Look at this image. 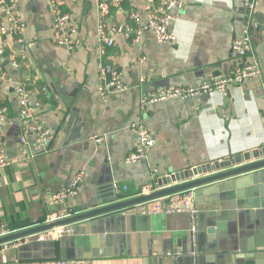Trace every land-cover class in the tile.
Instances as JSON below:
<instances>
[{
  "label": "crops",
  "instance_id": "crops-1",
  "mask_svg": "<svg viewBox=\"0 0 264 264\" xmlns=\"http://www.w3.org/2000/svg\"><path fill=\"white\" fill-rule=\"evenodd\" d=\"M15 1L22 27L3 40L5 52H15L19 61L16 67L0 61V72L12 81L0 85L8 120L1 134L10 161L0 170V225L10 231L73 217L113 199H134L145 187L152 193L174 173L264 146V0H184L172 12V43L157 44L151 32L138 41L122 32L105 57L121 72L125 90L106 101L97 90V27L133 26L132 13L145 20L149 0H61L74 51L54 43L49 0ZM102 2L108 4L105 16L99 13ZM245 29L252 48L241 58L230 47ZM250 62L258 63L260 75L227 96L139 106L143 95L158 89L200 84ZM19 82L36 121L53 135L38 154L19 150L22 123L13 95ZM133 121L146 127L155 145L144 160L128 165ZM28 143L33 145V136ZM80 171L77 194L52 203V195L71 186ZM255 173L195 189V248L188 215L149 216L134 205L72 224L69 235L56 238L49 231L25 238L22 247L0 251V264H264V193ZM113 184L127 187L121 197L112 195Z\"/></svg>",
  "mask_w": 264,
  "mask_h": 264
},
{
  "label": "built area",
  "instance_id": "built-area-1",
  "mask_svg": "<svg viewBox=\"0 0 264 264\" xmlns=\"http://www.w3.org/2000/svg\"><path fill=\"white\" fill-rule=\"evenodd\" d=\"M121 0H111L113 4H118ZM15 0H0V61H9L10 65L16 67L18 65L17 55L14 53L7 54L6 43L3 37L11 31H19L22 27L20 19L15 14ZM52 7V28L55 32L54 43L59 47H64L69 51H74L77 47L76 39L72 37L68 30V15L61 10V0H49ZM184 0H149L145 7V20H142L137 13H132L130 19L133 26L123 28L121 26L113 27L105 30L103 25H98V93L103 101L113 93L123 92L125 87L122 82V74L106 61V49L115 44V37L122 32L126 36L134 35L135 41H138L144 32H151L157 44L172 43L175 37L169 31L170 24L174 20L172 12L182 8ZM100 16L108 14V4L100 3ZM2 19L8 21V25H4ZM231 51L237 57L244 58L252 48V40L247 29L244 30L242 37L236 38L231 43ZM23 59V57H22ZM264 63V56H263ZM260 75V66L257 62H250L238 67L230 75H213L206 81L196 85H187L180 87H172L166 89H158L151 94L143 95L139 101V106L142 109H148L157 103L169 100H186L198 97H213L215 95L227 96L230 88H239L245 81L250 80ZM5 82H12L9 77L0 72V85ZM13 84V83H12ZM14 100L21 117L22 129L21 135L18 138L19 150L21 153L29 152L38 154L46 151L48 142L53 135L50 130L44 128L36 121V116L29 104V93L24 83L14 84ZM5 109L0 107V170L9 166L10 161L7 158L5 143L1 134V126L8 123L4 116ZM130 131L133 135L134 146L133 150L125 158L124 162L128 165L137 164L144 160L149 150L155 145L154 139L150 136L146 127L140 121H133L130 124ZM34 137L32 146L28 143V137ZM94 142L100 144V138H92ZM83 171H80L75 177L71 186L52 195L51 202L58 204L77 194V187L82 179ZM127 187H119L117 184L112 185L113 195L117 198L121 197L122 191H126ZM151 191L145 187L142 189V195L149 194ZM195 190L190 189L177 194L158 198L153 201L144 202L138 205L141 214L156 215V214H186L190 217L189 234L191 235L192 247L196 246V222L195 216L197 209L194 205ZM49 223L54 222L52 219ZM49 232V231H48ZM73 232L71 225L54 228L50 231L52 236L59 238L69 235ZM5 225H0V237L11 234ZM47 233V232H45ZM25 244L24 239L13 241L7 244L0 245V251L8 248L18 249ZM171 253H168L170 255ZM181 253H174L175 256ZM194 254L193 252L191 253ZM63 262H58L62 264Z\"/></svg>",
  "mask_w": 264,
  "mask_h": 264
},
{
  "label": "water",
  "instance_id": "water-1",
  "mask_svg": "<svg viewBox=\"0 0 264 264\" xmlns=\"http://www.w3.org/2000/svg\"><path fill=\"white\" fill-rule=\"evenodd\" d=\"M249 172H256L254 176H256L264 193V146L259 149H253L251 151L241 153L240 155H236L232 159H226L221 163H207L187 171L174 173L160 180V188L152 193L125 201L115 202L113 199L112 202H108L109 204H100V206L91 209L88 212L78 214L73 217L61 219L59 221H54L22 231L12 232L7 236L0 237V245L36 236L51 231L57 227L72 225L97 216L111 214L134 205L171 196L186 190H195L199 187Z\"/></svg>",
  "mask_w": 264,
  "mask_h": 264
},
{
  "label": "trees",
  "instance_id": "trees-1",
  "mask_svg": "<svg viewBox=\"0 0 264 264\" xmlns=\"http://www.w3.org/2000/svg\"><path fill=\"white\" fill-rule=\"evenodd\" d=\"M5 113V112H4ZM5 115V114H4ZM9 229V228H8ZM9 230H13V229H9Z\"/></svg>",
  "mask_w": 264,
  "mask_h": 264
}]
</instances>
